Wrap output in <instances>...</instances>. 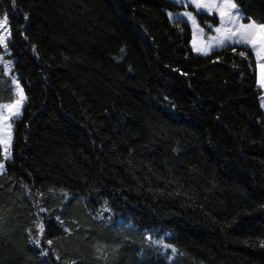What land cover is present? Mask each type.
Wrapping results in <instances>:
<instances>
[{
    "label": "trees",
    "instance_id": "trees-1",
    "mask_svg": "<svg viewBox=\"0 0 264 264\" xmlns=\"http://www.w3.org/2000/svg\"><path fill=\"white\" fill-rule=\"evenodd\" d=\"M234 2L264 23V0ZM178 10L0 0L26 97L0 174V264H264L254 56L194 55L166 14ZM12 101L0 68V104Z\"/></svg>",
    "mask_w": 264,
    "mask_h": 264
},
{
    "label": "snow or ice",
    "instance_id": "snow-or-ice-1",
    "mask_svg": "<svg viewBox=\"0 0 264 264\" xmlns=\"http://www.w3.org/2000/svg\"><path fill=\"white\" fill-rule=\"evenodd\" d=\"M189 5L193 6L197 13L199 14L201 10L206 11L209 15L215 13L219 16L220 26L215 28L214 31L218 34L211 38L217 45H223L226 41H232L234 44H242L251 48L255 53L257 62L261 67H264V23H257L254 20L249 19L248 23H243L244 17L239 15L237 11L236 4L232 0H189ZM185 5V6H189ZM171 15V14H170ZM183 16L187 17L188 20L192 21L195 27H199L196 24L195 16L192 12L185 11ZM7 25V17L0 20V29L5 28ZM202 32L203 29H200ZM0 45L4 47L7 46L5 37L0 34ZM213 43L209 42L204 44L202 47H198L196 40H193V49L197 52H201L204 55L209 54V50L213 47ZM241 56H245L244 52L240 53ZM5 69H8V64H5ZM264 84V81H261ZM13 84L16 86L17 99L11 104L0 105V108L7 110V115L0 112V144L5 147V152L7 153L8 145L10 143V124L4 125V121H8L11 118L21 114V109L23 107L24 101L26 99L23 89L20 87L19 83L14 79ZM4 133H7L5 136ZM3 167V165H0ZM41 234L44 232V225H38ZM146 239L152 240L151 236L146 237ZM164 248H171L173 252L176 251L175 247L166 243L164 239L158 238L152 241ZM39 244V241H36ZM51 244V241H48Z\"/></svg>",
    "mask_w": 264,
    "mask_h": 264
},
{
    "label": "rangeland",
    "instance_id": "rangeland-1",
    "mask_svg": "<svg viewBox=\"0 0 264 264\" xmlns=\"http://www.w3.org/2000/svg\"><path fill=\"white\" fill-rule=\"evenodd\" d=\"M169 2H171L172 4L176 5L179 10L178 11H174V12H166L169 20L171 22H184L186 23L191 31V37H190V41H189V46L192 50V52L194 53V55L196 56H207L202 54L201 52H197L193 49V40H196L197 46L198 47H202L204 44H207L209 42L213 43V47L209 50V54L211 51L213 50H218V49H226V48H230V47H235V46H242V47H246L248 49L251 50L250 47L242 45V44H234L232 41H226L223 45H217L215 44L214 41H211L212 37L217 36L218 34L214 31L215 28L220 26V19L219 16L216 15L215 13H213L212 15H209L206 11L201 10L200 13L198 14L196 9L193 6L189 5V0H168ZM233 3L234 0H232ZM236 4V3H235ZM185 5H189V6H185ZM237 7V11L239 13V15H241L242 17H244V15L241 13L240 8L238 7V5L236 4ZM185 11H189L192 12L193 15L195 16L196 19V24L199 26L198 28L195 27L192 23V21L188 20L187 17L183 16V13ZM171 14V15H170ZM196 15H205L207 17L213 18V19H203V24H200V22L198 21V19L196 18ZM5 18V16H0V20H3ZM243 23H248L249 20H246L245 17L242 20ZM200 29H203V31L201 32ZM0 34H2L5 39H6V44L7 46L4 47L3 45H0V68L3 70V73L5 76L10 77L11 80V86H12V90H13V101L15 99H17L16 96V86L13 84V80L15 79L19 85V78L17 76V74H13V59L9 58L10 56V52L8 49V43L10 42V29L8 24L5 26V28L0 29ZM255 62H256V87L260 90L261 95L259 97V106L262 110V114L264 115V84L261 83V81H264V67H261L258 62H257V58L255 56V53L251 50ZM8 64V69H5V64ZM21 87V85H20ZM3 103L0 105H5V104H11L13 103ZM26 101H24L23 107L25 105ZM23 107L21 109V114L18 116H15L13 118H11L8 121H4V125L10 124L11 128L9 129L10 132V143L8 145V150L7 153L5 152V147L3 144H0L1 150H2V157H3V161H0V165H3V167H0V174L4 172V163L5 161L9 160L11 158V150H12V141H13V131H14V121L20 119L21 115H22V110ZM0 112H3L4 115H7V110L0 108ZM4 135L6 136L7 133H4ZM156 244V243H155ZM157 248L159 250H161L162 253L167 254L168 256L172 257L173 256V251L171 250V248H164L158 244Z\"/></svg>",
    "mask_w": 264,
    "mask_h": 264
}]
</instances>
